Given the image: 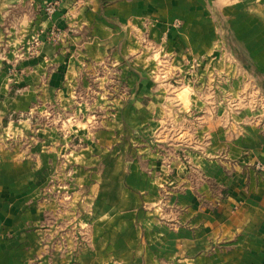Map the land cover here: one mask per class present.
<instances>
[{
	"label": "crops",
	"instance_id": "crops-1",
	"mask_svg": "<svg viewBox=\"0 0 264 264\" xmlns=\"http://www.w3.org/2000/svg\"><path fill=\"white\" fill-rule=\"evenodd\" d=\"M0 264H264V0H0Z\"/></svg>",
	"mask_w": 264,
	"mask_h": 264
},
{
	"label": "rangeland",
	"instance_id": "rangeland-1",
	"mask_svg": "<svg viewBox=\"0 0 264 264\" xmlns=\"http://www.w3.org/2000/svg\"><path fill=\"white\" fill-rule=\"evenodd\" d=\"M154 52H155V54H158L157 51H154ZM112 81L113 82L112 83H109L108 86H105L106 88L103 86L105 89H107V91H110V89L111 90H115V89H118L119 90V89H121V88L124 87L123 81H122V79L120 77L115 76ZM168 87L170 89H173L174 88V84L172 82H170L169 85H168ZM110 95H111L110 93H107L106 96H103V102L105 100L109 101L110 99L116 98V97H113V96H112V98H110L111 97ZM181 99L183 100L184 98L181 97ZM242 99H244L243 100V104H245L247 106H249V105L259 106L260 105L259 103L261 102L262 97L261 96H258L257 98H254L253 95H250V96L248 95V96H245ZM234 105H235V102L234 103L231 102V106L234 107Z\"/></svg>",
	"mask_w": 264,
	"mask_h": 264
},
{
	"label": "built area",
	"instance_id": "built-area-1",
	"mask_svg": "<svg viewBox=\"0 0 264 264\" xmlns=\"http://www.w3.org/2000/svg\"><path fill=\"white\" fill-rule=\"evenodd\" d=\"M54 10H55V5H53V4H49V5H47V7H46V11H47L49 14L53 13Z\"/></svg>",
	"mask_w": 264,
	"mask_h": 264
}]
</instances>
